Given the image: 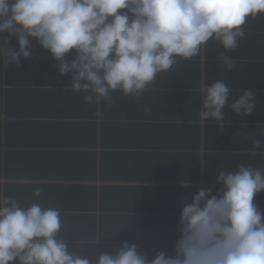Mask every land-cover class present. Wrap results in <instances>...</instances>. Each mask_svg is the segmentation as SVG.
Instances as JSON below:
<instances>
[{"label": "clouds", "instance_id": "9594fccd", "mask_svg": "<svg viewBox=\"0 0 264 264\" xmlns=\"http://www.w3.org/2000/svg\"><path fill=\"white\" fill-rule=\"evenodd\" d=\"M261 17L264 0H0V70L19 68L39 47L60 76H70L71 92L83 94L102 117L116 93L139 98L196 57L203 70L210 42L223 48L217 59L231 72V53ZM198 93L202 127L214 121L223 131L227 112L243 118L257 108L250 88L236 95L226 79L209 82L204 71ZM252 149L264 150V139L254 140ZM214 179L215 189L198 188L190 202L181 197L171 254L149 257L123 241L95 264H264V209L255 202L264 193V167L217 168ZM40 196L35 188L36 202L29 203L0 189V264H93L70 250L61 210L45 206Z\"/></svg>", "mask_w": 264, "mask_h": 264}, {"label": "crops", "instance_id": "0c3cea01", "mask_svg": "<svg viewBox=\"0 0 264 264\" xmlns=\"http://www.w3.org/2000/svg\"><path fill=\"white\" fill-rule=\"evenodd\" d=\"M247 31L244 42L231 55L236 63L248 66L252 80H257L260 86L264 74L260 81L256 77L264 73V49L256 53L255 44L249 38V34L256 30L247 28ZM247 43L252 47L250 55L244 54ZM40 53L28 61H22L19 68L23 66L20 74L23 83H19L21 79L17 77H13L10 83L13 94L18 92L20 95L15 94L20 106L10 120V133L8 130L0 133V165L2 168L10 167L11 172L10 179L0 178V183L29 184L33 186H30L31 191L40 188L39 202L61 210L62 236L69 243L70 250L88 257L93 264L100 254L114 253L123 241L138 244L149 257L160 250H167L171 254L182 196H186L190 202L198 188L215 189L217 168L235 170L242 163L264 167V150L254 153L252 149L253 141L264 139V134L263 138H249L248 133V128L253 124L264 126V118L257 115L259 106L254 113L243 118L227 112L223 131L208 129L210 125L216 126L214 121L202 127L198 116L195 119L193 115L185 113L171 116L170 119H145L148 112L154 115L152 111L156 104L153 101L157 102V96L167 97L168 91L179 90L163 85L175 77L173 75L161 78L154 90L139 98L116 93L114 104L102 106L103 116L97 117V106L85 103L83 94H76L73 100L63 101L57 97L60 90L71 89L62 84V76L55 77L60 75L54 65L51 72L45 70L43 75L35 74L32 79L34 71L30 66L31 60L50 56L44 51ZM237 54L245 56L239 57ZM204 57L207 61L205 53ZM197 59L201 61L200 57H196L191 62ZM199 68L202 69L201 64L196 69ZM221 72L214 79L223 77L233 86L234 93L243 91V82L236 84L234 78H227L223 76L224 71ZM31 89L40 91L38 101L30 96ZM251 90L264 92L258 88ZM26 93L34 100L24 98ZM27 109L32 113L39 112L30 116ZM29 121L50 123L41 124L38 130L40 138L36 141L41 146L35 144L37 147H30L36 158L44 161L43 166L36 163V158H26L24 152L27 148L23 150L12 146L6 136L19 138L27 130ZM58 122L71 124L61 127L57 125ZM163 123L172 127L176 137L186 141L184 147L172 142V146L167 148L158 147L155 139L167 138L169 133L165 128H161L165 132L158 133L153 127ZM191 138H197L198 142L194 145ZM144 141H149L151 147H144ZM191 154H194V160L190 159ZM192 161L199 170L198 180H188L190 186L184 188L181 186L184 179H178L187 175L179 171L181 168L187 169ZM208 165L213 173L206 175ZM51 167L55 169L50 178L36 175ZM24 169L27 173L30 170V174H26ZM19 172L23 175H18ZM14 190V198L36 202L32 192L20 189L23 192L16 193V188ZM255 202L264 209V193L258 195Z\"/></svg>", "mask_w": 264, "mask_h": 264}, {"label": "trees", "instance_id": "16d2710c", "mask_svg": "<svg viewBox=\"0 0 264 264\" xmlns=\"http://www.w3.org/2000/svg\"><path fill=\"white\" fill-rule=\"evenodd\" d=\"M248 28L250 29H255L256 32L255 33H251L249 34V38L251 40L252 43L255 44V49H256V53L259 50V53L262 52V50L264 49V23L262 21H255L252 22L251 24L248 25ZM259 31V32H258ZM262 32V33H261ZM244 46H246L244 44ZM246 50L244 49V54L246 55H250L252 54V51H250V48L248 46H246ZM248 49V50H247ZM246 51V52H245ZM48 54V53H47ZM221 54H225L223 48L215 43V42H210V45H208L206 51H205V56L208 59L206 62V80L207 81H211L214 79V77H218L219 74L221 75V70H220V64L218 62V57ZM239 57L240 56H245V55H239L237 54ZM252 56H255L254 54ZM236 62V61H235ZM201 61L197 59V61L195 62H189L186 64H182L181 66H184V70H182V73L178 74L179 72L175 71V75H177L176 77H173L171 80H169L168 83H165L163 85H166V87H173L179 90H171L168 91V96L164 97L163 95L157 96V102L154 100L153 102L156 104L153 106V111L152 113L154 115H151V112L146 113V116L144 117L145 119L150 120L151 118L153 119H157V118H168L170 119L171 116L176 117L177 114H181V113H185V115L190 114L191 116L193 115L195 117V119H197L198 116V106H199V93H198V87H199V83H200V79H201V72H200V68L198 70H196L197 67H200ZM53 65H55L54 60L52 59L51 56H46V58L42 57V58H34L31 60L30 66L31 69L34 71V75H32V79H34L35 74L36 75H43L45 70L47 72H51L52 71V67ZM187 66V67H185ZM194 66L196 68H194ZM191 67V68H188ZM183 69V68H182ZM190 71V75L188 78L186 77H182L183 72L185 71ZM223 70V69H222ZM223 76L227 77V78H234L235 79V83L239 84L241 82H243V84L245 85L244 88L248 87V88H258L261 90H264V78H261L262 75L264 73H260L256 79L258 78L260 81L261 78V82L260 86L258 84L257 80H252V76L250 75V69H248V66L245 63H235L233 70L231 72H227L225 70H223ZM23 71H20L17 75H15V77L20 78V74ZM55 76V75H54ZM14 77V76H13ZM56 78H60L61 76L56 75ZM70 79V76H65L62 77V84L67 85V88H69L70 83H67L68 80ZM18 82V81H14ZM19 83H23V80L21 79V81H19ZM251 83H254L251 86ZM30 96L32 95L33 97H35V99L38 101V96L40 91L35 90V89H31L29 90ZM239 93H234L236 95L240 94ZM257 95V106H259L260 111L257 113V115H260L264 118V92H259L256 91L255 92ZM16 95H19L18 92L15 93ZM74 93H72L69 90H60V99L62 98V100L64 101L65 99L68 100H73V98H75ZM20 96V95H19ZM27 93L26 95H24L23 97L29 100H34L32 97H30ZM22 97V96H21ZM41 104V103H40ZM179 105H182L181 107H179ZM67 114L69 113L68 110H64ZM39 112V111H38ZM36 112V113H38ZM36 113H32L30 109H27V114L28 115H36ZM41 124H50L49 122H41V121H29L27 124V130H23V128H21V130L25 131L24 134H22L19 138L17 137H12L10 135H6L7 139L11 141L12 146H18L21 147L23 150H25L24 154L26 155V158L32 159L34 160L36 158V155H34V153L32 152V150L30 149V147H37L35 144L41 146L40 144H38V141H36L37 138H40L38 135V130L40 129V125ZM63 124H71V122H58L57 125H60L61 127H64ZM161 128H165L166 131L169 133V137H159L157 139H155V141H157L158 143V147L161 148H167L171 145V142L173 144H179L180 147H184L185 146V142L183 138H178L174 135V133H172V127L168 124H156L155 127H153V130L157 131L158 133L160 132H165L163 130H161ZM211 130H215L217 127L216 126H208V129ZM264 130V126L262 125H252L248 128V133H249V138H258V134ZM10 137V139H9ZM141 140V139H140ZM142 141V140H141ZM194 141V145L198 142L197 138H191V142ZM36 142V143H35ZM154 142V140H153ZM142 143V142H141ZM59 147H62V144L58 145ZM144 147H151V143L149 141H144ZM43 147V146H42ZM190 159L194 160V154H191ZM36 163L39 164V166H43L44 161L41 160V158H36ZM187 169H180L179 173L180 174H184L187 175L185 177L181 176L178 180H182V179H187L189 181H197L198 180V175H199V170L198 167L196 166V164L192 161L189 163V165L186 167ZM54 167H51L50 169L46 168L44 169V171L39 172L41 174H36L37 176H39L40 178H50L52 175V170H54ZM25 170V169H24ZM207 173L206 175H208L209 173H213L212 170L209 169V165L207 167ZM26 174H30V170L27 171L25 170ZM10 167H5L2 168L0 165V178H4V179H10ZM25 174V175H26ZM18 175H23L21 172H19ZM32 185L29 184H20V185H14V184H10L8 182L1 184L0 183V189H2L3 194L9 197H14L15 194V190L14 188H16L17 192L16 193H20L23 192L20 189H23L24 191H31L32 188L30 187ZM39 187V186H38ZM42 187V186H40Z\"/></svg>", "mask_w": 264, "mask_h": 264}, {"label": "flooded vegetation", "instance_id": "af4514ba", "mask_svg": "<svg viewBox=\"0 0 264 264\" xmlns=\"http://www.w3.org/2000/svg\"><path fill=\"white\" fill-rule=\"evenodd\" d=\"M12 43L13 46H15L14 40ZM36 49L42 51L39 47H37ZM22 70L23 66L22 68L10 67L7 69V79H10V83L13 76L15 77V75H17ZM2 93H5V95H3V98H0V115H3L5 118L0 119V133L4 130H8V132L10 133V120L17 113L20 103L16 100L15 94H13V92L10 90V86L7 90H3Z\"/></svg>", "mask_w": 264, "mask_h": 264}, {"label": "rangeland", "instance_id": "374dc122", "mask_svg": "<svg viewBox=\"0 0 264 264\" xmlns=\"http://www.w3.org/2000/svg\"><path fill=\"white\" fill-rule=\"evenodd\" d=\"M258 21H262L263 23H264V17H261L260 19H258ZM259 32V31H258ZM262 33V32H261ZM264 34V33H263ZM242 42H244V41H242ZM241 42V43H242ZM209 45H210V43H209ZM41 51H39L38 49H35V54L34 55H40L41 53H40ZM207 62V61H206ZM185 67H187V66H185ZM182 70H184V68L182 69V66H180L178 69H176V71L177 72H179L178 74H180V73H182ZM196 70H198V69H196ZM201 71H204L205 70V73H206V63H205V65H204V69L202 70V69H200ZM190 71H192V70H190ZM190 71L188 72L187 70L185 71V72H183V74H182V77H186V78H188L189 77V75H190ZM222 71V70H221ZM177 74V75H178ZM201 74H202V72H201ZM177 75H175V77L177 76ZM254 76V75H253ZM9 86H10V79L8 78L7 79V69L6 70H0V98H3V95H5V93L3 94L2 93V91L3 90H7L8 88H9ZM263 134H264V132L263 131H261L259 134H258V138H263Z\"/></svg>", "mask_w": 264, "mask_h": 264}]
</instances>
